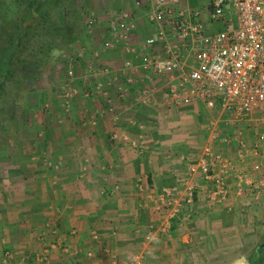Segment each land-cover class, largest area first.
Instances as JSON below:
<instances>
[{
    "label": "crops",
    "instance_id": "obj_1",
    "mask_svg": "<svg viewBox=\"0 0 264 264\" xmlns=\"http://www.w3.org/2000/svg\"><path fill=\"white\" fill-rule=\"evenodd\" d=\"M205 2L186 4L201 8ZM93 6V30L72 48L76 63L65 65H77L72 99L61 108L62 96L53 93L65 85L64 77L55 74L43 82L42 103L49 109L43 139L24 146L23 156L8 160L9 172L0 175V264H11L5 258L9 252L12 264H131L148 245L144 237L161 227L168 213L175 223L192 217L191 225L154 238L145 264H191L204 261L208 251L222 254L224 244L237 242L240 228L263 224L264 192L257 196L248 185L241 191L237 186L243 172L251 179L264 174L257 118L233 122L202 102L171 104L169 78L141 67L144 54L165 55L164 45L144 47L157 31L146 3L94 0ZM120 11L132 15L136 28L128 43L105 49L111 15ZM97 84L103 86L98 95ZM89 90L92 98L83 95ZM112 100L115 113L107 112ZM213 111L223 119L221 133L233 138L230 145L211 139ZM206 147L222 150L234 163L232 191L221 202L202 173L191 172ZM255 164L261 173L254 174ZM205 227L207 236L191 231ZM214 230H226L225 238L213 239Z\"/></svg>",
    "mask_w": 264,
    "mask_h": 264
},
{
    "label": "built area",
    "instance_id": "obj_2",
    "mask_svg": "<svg viewBox=\"0 0 264 264\" xmlns=\"http://www.w3.org/2000/svg\"><path fill=\"white\" fill-rule=\"evenodd\" d=\"M143 1L148 6V20L157 26L144 47L153 50L164 45L165 55L146 53L141 67L169 78V102L180 106L202 102L209 109L219 108L233 122L256 117L260 127L256 140L264 143V0H205L201 8L188 7L187 0ZM85 21L91 28L96 20L90 14L85 15ZM135 28L129 12L111 15V39L104 48L128 43ZM210 137L220 146L233 142L231 136L221 133L219 125L211 127ZM258 152L256 146L254 153ZM261 170L260 164L253 166L254 174ZM233 171V160L213 147H206L191 167L192 173L201 172L212 184L218 202L231 194L229 176ZM244 185L260 195L264 174L258 179H251L249 172L239 174V191ZM189 190L191 199L193 188Z\"/></svg>",
    "mask_w": 264,
    "mask_h": 264
},
{
    "label": "rangeland",
    "instance_id": "obj_3",
    "mask_svg": "<svg viewBox=\"0 0 264 264\" xmlns=\"http://www.w3.org/2000/svg\"><path fill=\"white\" fill-rule=\"evenodd\" d=\"M12 0H0V14L7 12V10H11L12 15L18 12L17 8L13 5L11 7ZM93 4L94 0H64V7L62 9L61 16L63 15V20L61 16L58 15V12H54L53 16L59 22V24L66 23L67 26H71L74 30L75 41L70 45H66L60 49H57L53 52L51 57L48 59L46 67L40 71V79L38 80L35 87L30 92H23L18 95H14L15 98L18 96V109L17 115L12 116L11 111L12 107L7 109V117H13L10 119L11 121H7L6 123V134H5V142L0 144V175L7 174L11 168L8 163H10V159L16 157H22L24 151L27 149L23 148L24 146H29V144H33L34 142H39L43 139V126L45 125L46 114L49 113L48 106L42 103L43 95L40 92V86H43V82L49 79L51 75L64 77L65 85H62V89L54 88V92L56 95L62 96L63 103L61 104V108L68 101H70L71 95L73 93L72 87H74V82L78 79L79 76L77 74V65L74 68L70 66V68H65L67 62L71 63L72 61L76 63L77 59L74 54H72V48L74 46H78L84 40V35L88 36L90 31L92 30L87 27L85 21V15H90L93 12ZM11 7V8H10ZM80 47V46H79ZM59 64V66H58ZM69 71L73 72V76L69 75ZM76 73H75V72ZM77 74V75H76ZM77 76V77H76ZM74 78V79H73ZM77 78V79H76ZM76 79V80H75ZM75 80V81H74ZM74 81V82H73ZM71 85V86H70ZM45 86V85H44ZM97 95L103 92L102 84L96 85ZM87 98H92L95 94L94 91L89 90L85 91L83 94ZM12 100V99H10ZM121 100H123L121 98ZM58 103V102H57ZM59 104V103H58ZM115 102L112 100L107 106V112L115 113L116 106ZM57 105V104H56ZM68 105V104H67ZM112 106L109 108V106ZM68 107V106H67ZM215 111H213L214 113ZM218 113V112H217ZM216 116V117H215ZM218 114L214 113V116H210L211 121L209 122L210 128L216 125L221 126L223 119H220ZM226 119V118H225ZM227 124V122L225 123ZM224 124V125H225ZM228 125V124H227ZM226 126V125H225ZM179 211V208L177 209ZM174 216L167 214V218L164 220V223L161 224V227L150 232L148 235L144 237L145 243L148 245L142 246L143 248L134 255L135 261L131 264H145L148 255L151 252V244L154 242V238L157 236H168L172 235L178 229L184 228V226H190L192 217L188 216L182 221L174 222ZM244 223V221H243ZM253 227L251 229L248 228H240L238 232L239 238L235 244H224L221 248L222 254L219 252L214 253L213 251H208L205 254L206 259L197 260L193 263L195 264H240L244 262L245 264H253L252 258L254 257V253L258 250V248L264 247V216H263V224H257L254 222ZM194 231V235H199L198 232H203L205 236L208 235L209 229L206 227L201 230H192ZM215 232L210 233V236L214 238H225L226 230H214ZM245 234V238L243 237ZM250 237V238H249ZM252 237L254 240L252 241ZM92 238L94 241L99 240L98 234H92ZM250 239V240H247ZM226 243V242H225ZM62 250H68L67 246H60ZM209 250V249H208ZM150 256V255H149ZM7 262L11 261L13 255L11 252L7 253L5 256ZM261 258V257H260ZM259 258V259H260ZM42 258L40 257V260ZM262 260L258 263L264 262V253L262 254ZM191 263V264H193ZM257 262L255 264H258ZM189 264V263H188Z\"/></svg>",
    "mask_w": 264,
    "mask_h": 264
},
{
    "label": "trees",
    "instance_id": "obj_4",
    "mask_svg": "<svg viewBox=\"0 0 264 264\" xmlns=\"http://www.w3.org/2000/svg\"><path fill=\"white\" fill-rule=\"evenodd\" d=\"M12 5L16 14L10 9L0 14V144L6 143L7 121L17 115L15 96L30 92L53 52L75 41L73 28L53 16L55 11L61 16L64 0H12ZM9 107L12 116L6 118ZM263 253L260 246L252 263L263 261Z\"/></svg>",
    "mask_w": 264,
    "mask_h": 264
},
{
    "label": "water",
    "instance_id": "obj_5",
    "mask_svg": "<svg viewBox=\"0 0 264 264\" xmlns=\"http://www.w3.org/2000/svg\"><path fill=\"white\" fill-rule=\"evenodd\" d=\"M240 264H245L244 262H241Z\"/></svg>",
    "mask_w": 264,
    "mask_h": 264
}]
</instances>
